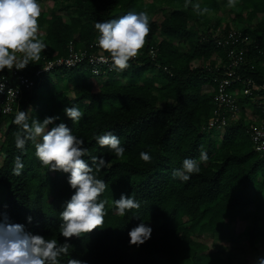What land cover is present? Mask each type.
<instances>
[{"label": "trees", "instance_id": "1", "mask_svg": "<svg viewBox=\"0 0 264 264\" xmlns=\"http://www.w3.org/2000/svg\"><path fill=\"white\" fill-rule=\"evenodd\" d=\"M53 1L50 12L41 8L39 32L44 34L38 36L47 47L40 61L29 65L33 70L45 61L65 57L70 42L79 50L90 49L98 35L96 22L117 19L130 10L147 11L150 16L145 45L126 70L99 78L86 65L60 69L40 78L24 97L22 111L28 113L30 124L33 119L59 116L56 123H66L73 135L85 141L83 146L91 155L109 164L97 174L107 184L100 197L108 201L102 229L72 239L69 254L59 258L61 264L72 258L86 264H248L235 261L221 244L209 251L195 238L197 233L209 232L222 242H232L235 232L228 227L251 219L243 234L253 247L264 241V157L255 152L249 134L256 120L243 111L219 138L213 135L215 130L205 132L215 105L214 94L204 93V87L222 76L217 67L220 60L225 62L226 51L215 38L231 29L252 40L247 59L253 62L239 72L264 81V0H237L233 8L227 7L228 0L224 7L219 0H192L209 9L204 15L191 6L185 9V0ZM38 2L42 7L45 0ZM224 8L237 28L227 25L213 32L216 27L210 26V15ZM204 25L211 29L202 33ZM181 42L187 47L181 49ZM151 47L158 48L155 61L149 54ZM156 64L169 71L158 70ZM65 106L80 108L84 115L79 123L66 117ZM14 118L0 114V219L6 213L27 231L63 243L59 213L72 195L67 174L43 167L31 141L24 150L16 148L15 135L21 129ZM107 132L119 137L126 150L123 158L96 143L94 136ZM202 147L208 163H201V171L187 182L174 179L173 171L186 158L198 160ZM141 152L151 155V163L140 159ZM17 156L24 165L19 176L12 173ZM83 159L91 164L89 156ZM121 193L134 197L141 207L117 216L113 201ZM142 221L153 228L152 238L138 248L130 247L128 232Z\"/></svg>", "mask_w": 264, "mask_h": 264}, {"label": "clouds", "instance_id": "2", "mask_svg": "<svg viewBox=\"0 0 264 264\" xmlns=\"http://www.w3.org/2000/svg\"><path fill=\"white\" fill-rule=\"evenodd\" d=\"M236 2L228 0L227 7H235ZM189 6L199 15L209 12L207 8L202 9L199 3L185 0L184 8ZM40 16L38 0H0V72L23 71L30 64L40 61L41 52L47 47L38 36ZM94 27L98 33L96 46L101 50L100 62H108L103 55L108 53L112 70L122 72L145 45L150 33V16L147 11L137 13L130 10L117 19L96 22ZM5 87L0 83V92ZM11 94L12 89L9 88L8 95ZM63 112L73 124L79 123L84 115L77 106H65ZM58 120L59 116H49L43 121L33 119L30 124L28 113L18 111L13 123L21 129L15 135L17 149L24 150L31 141L35 145V156L43 167L51 172L67 174L72 195L59 213V231L60 236L65 238L64 242L58 244L56 239L33 234L24 225L12 223L5 213L0 219V264H61L59 258L69 254L72 239H81L83 234L102 229L108 201L100 197L107 184L97 178V174L109 164L103 157L91 155L83 146L85 141L73 135L66 123H56ZM94 139L101 148H108L117 158L124 157L126 150L121 146L119 137L112 132L95 135ZM84 156H89L91 164L83 159ZM140 159L151 163L152 158L149 153L141 152ZM208 161L209 156L202 147L198 160L184 159L182 167L174 170L172 176L187 182L193 174L201 171L200 164H207ZM13 163L12 173L21 175L24 168L21 158L17 156ZM140 207V202L127 193H121L120 198L113 201L114 212L120 217ZM32 220L29 216L28 222ZM152 233L153 228L142 221L128 232L129 246L138 248L144 245L152 238ZM67 264H86V261L72 258ZM255 264H264V256H257Z\"/></svg>", "mask_w": 264, "mask_h": 264}, {"label": "built area", "instance_id": "3", "mask_svg": "<svg viewBox=\"0 0 264 264\" xmlns=\"http://www.w3.org/2000/svg\"><path fill=\"white\" fill-rule=\"evenodd\" d=\"M215 42L219 48L226 51V60L225 62L220 60L218 63L217 72L222 76L214 80V85L206 86L209 88L207 93L214 94L215 113L203 130L205 132L215 130L219 134H223L226 128L240 120L243 111L248 114L246 107L251 104L255 112L248 115L253 117L257 124L249 131V134L255 152L264 157V81L257 82L239 72L253 62V59H247V54L250 52L249 47L252 44L251 37L241 31L231 29L227 33L218 35ZM100 54L101 50L97 48L96 42L91 45L90 49L83 48L81 50L77 49L73 42H70L65 57L45 61L43 67L37 70L31 69L29 66L19 72L6 70L5 74L0 76V83L6 85L0 92V114L9 116L22 111L24 97L32 92L37 81L57 70H69L86 65L94 76L106 77L114 70L111 68L110 55L103 53L105 59L108 60L105 63L100 62ZM149 54L155 61L158 57V48L151 47ZM139 56L140 54L130 62L136 61ZM156 68L169 71L167 67H162L160 64H156ZM250 68L254 69V67ZM9 88L12 89L11 95H8ZM238 96H241L244 101H239Z\"/></svg>", "mask_w": 264, "mask_h": 264}, {"label": "rangeland", "instance_id": "4", "mask_svg": "<svg viewBox=\"0 0 264 264\" xmlns=\"http://www.w3.org/2000/svg\"><path fill=\"white\" fill-rule=\"evenodd\" d=\"M146 1L148 2V0ZM54 2L55 1L53 0H45V3L41 7L42 11L50 12L54 7ZM219 4L221 7H224L227 4V0H219ZM156 11L157 10L152 11L153 14ZM162 18H163L162 15L158 14L156 18L157 22L161 23ZM210 19H211L210 26L212 28L216 27V29L214 28V30H212L213 32L216 30L217 31L225 30L227 25L233 26L232 28L236 27V23H231V21H229L231 20V18L229 19V9L227 8H224L218 14H211ZM210 26L204 25V27L200 29V32L203 33V32L208 31L209 29H211ZM39 34L43 35L44 33L43 31H41L39 32ZM159 42H160V39H159ZM179 44H180L181 49L187 47V44L185 42H181ZM195 66H197V63H195ZM207 88L208 87H204V93H207V91H209V88L208 89ZM73 95H74V92L73 90H71L70 96L72 97ZM163 105H165V102ZM246 109H248L247 111L249 115H252L255 112V109L254 107L251 106V104H248ZM213 135L219 138L218 132H216ZM1 165H2V156L0 155V166ZM250 210H253V208H250L247 211L249 212ZM251 224H252L251 219H248V220H238L236 223L229 226L228 229L235 232V239L232 242H228V241L222 242L220 238H218L217 236L209 232L197 233L195 238L196 240L204 243L208 247L209 251H213L217 244H221L225 248L226 254L231 256L235 261H245L246 260L248 264H255V258L257 256H264V241H261L255 247L250 245L248 237H246L243 233L245 232V229L247 227L251 226Z\"/></svg>", "mask_w": 264, "mask_h": 264}]
</instances>
